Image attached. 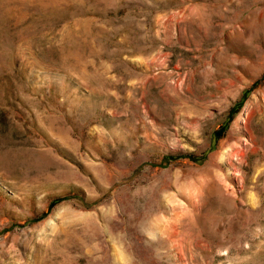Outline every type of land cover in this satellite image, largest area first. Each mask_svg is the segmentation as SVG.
Wrapping results in <instances>:
<instances>
[{
    "label": "rangeland",
    "instance_id": "1",
    "mask_svg": "<svg viewBox=\"0 0 264 264\" xmlns=\"http://www.w3.org/2000/svg\"><path fill=\"white\" fill-rule=\"evenodd\" d=\"M0 264H264V0H0Z\"/></svg>",
    "mask_w": 264,
    "mask_h": 264
}]
</instances>
